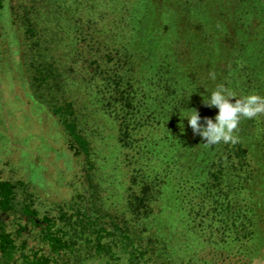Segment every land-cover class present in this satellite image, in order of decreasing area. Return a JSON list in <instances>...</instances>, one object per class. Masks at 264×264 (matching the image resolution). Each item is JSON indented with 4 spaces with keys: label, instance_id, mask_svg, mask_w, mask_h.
<instances>
[{
    "label": "trees",
    "instance_id": "obj_1",
    "mask_svg": "<svg viewBox=\"0 0 264 264\" xmlns=\"http://www.w3.org/2000/svg\"><path fill=\"white\" fill-rule=\"evenodd\" d=\"M44 17L89 54L92 98L128 155L125 208L94 202L91 143L75 102H55L79 187L47 205L0 174V264H177L197 237L219 253L212 264L264 261V113L241 118L235 143L211 146L181 118L215 115L205 89L264 97V0H0V37L19 24L34 81L49 84L59 68L42 50Z\"/></svg>",
    "mask_w": 264,
    "mask_h": 264
},
{
    "label": "rangeland",
    "instance_id": "obj_2",
    "mask_svg": "<svg viewBox=\"0 0 264 264\" xmlns=\"http://www.w3.org/2000/svg\"><path fill=\"white\" fill-rule=\"evenodd\" d=\"M46 17L43 25H51V29L44 34L47 48L42 50L58 66V82L34 81L35 67L24 56L28 52L26 42L30 40L23 39L19 24H4L0 37V174L4 178L26 180L40 202L47 205L65 203L73 197L82 171L67 149L59 118L52 112L53 103L72 100L80 128L91 143L89 172L95 185L94 202L103 212H122L130 170L128 155L118 141V126L92 98L90 75L84 69L89 54L75 50L72 33L52 28L54 24ZM87 167L84 164L85 171ZM6 219L14 230L13 216ZM161 225L164 228V223ZM195 242L197 247L191 249L194 257L180 254L173 261L177 264L219 262V253L210 252L198 237ZM255 263L264 264V261Z\"/></svg>",
    "mask_w": 264,
    "mask_h": 264
},
{
    "label": "clouds",
    "instance_id": "obj_3",
    "mask_svg": "<svg viewBox=\"0 0 264 264\" xmlns=\"http://www.w3.org/2000/svg\"><path fill=\"white\" fill-rule=\"evenodd\" d=\"M200 96L204 106L217 109L215 115L210 118L204 117L203 123H201L202 117L198 111L195 108H189L184 109L186 114L181 118L187 120V126L191 128L192 133L201 137L205 141L203 144L207 146L221 142L235 143L237 137L234 135V131L241 118L251 119L264 113V97L254 93L236 98L234 92L221 85L211 92L205 89V92L200 93ZM233 98L235 99L233 100ZM184 127L181 123L182 132Z\"/></svg>",
    "mask_w": 264,
    "mask_h": 264
}]
</instances>
